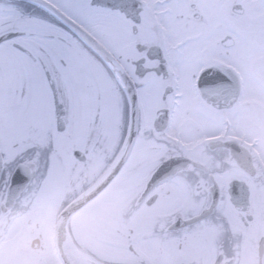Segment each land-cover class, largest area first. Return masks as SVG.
<instances>
[{"label":"snow or ice","instance_id":"obj_1","mask_svg":"<svg viewBox=\"0 0 264 264\" xmlns=\"http://www.w3.org/2000/svg\"><path fill=\"white\" fill-rule=\"evenodd\" d=\"M102 162L73 264H264V0H0V213Z\"/></svg>","mask_w":264,"mask_h":264},{"label":"flooded vegetation","instance_id":"obj_2","mask_svg":"<svg viewBox=\"0 0 264 264\" xmlns=\"http://www.w3.org/2000/svg\"><path fill=\"white\" fill-rule=\"evenodd\" d=\"M105 164L74 173L70 182L50 190L32 204H15L10 212L0 213V264H63L57 243L64 251L66 247L74 248L85 256L84 251L99 240L128 192L125 184H107L99 190L111 175L104 174ZM90 196L56 237L60 215L68 206Z\"/></svg>","mask_w":264,"mask_h":264},{"label":"water","instance_id":"obj_3","mask_svg":"<svg viewBox=\"0 0 264 264\" xmlns=\"http://www.w3.org/2000/svg\"><path fill=\"white\" fill-rule=\"evenodd\" d=\"M109 179V177H108ZM108 180H106L103 185L99 188V190H101L102 188L105 187V184ZM92 196L90 197H87V198H84V199H81L79 200L77 203H75L74 205H71V206H68V208L60 215L59 219H58V223H57V227H56V237L60 234L61 230H62V227L64 225V223L69 219V217L74 214L77 210H79L81 207H83L86 202H88V200L91 198ZM57 251H58V254H59V257L60 259L62 260L63 264H72L66 254H65V251L64 249L62 248V246L57 243Z\"/></svg>","mask_w":264,"mask_h":264},{"label":"bare ground","instance_id":"obj_4","mask_svg":"<svg viewBox=\"0 0 264 264\" xmlns=\"http://www.w3.org/2000/svg\"><path fill=\"white\" fill-rule=\"evenodd\" d=\"M65 252L70 257L72 264L75 260L84 258V256H82L80 253H77V251L74 250V248L66 247Z\"/></svg>","mask_w":264,"mask_h":264},{"label":"rangeland","instance_id":"obj_5","mask_svg":"<svg viewBox=\"0 0 264 264\" xmlns=\"http://www.w3.org/2000/svg\"><path fill=\"white\" fill-rule=\"evenodd\" d=\"M81 252H82V251H81ZM84 252L86 253V251H84ZM82 253H83V252H82ZM85 253H83V254L85 255ZM51 257H52V256H51V255H49V258H50V259H52Z\"/></svg>","mask_w":264,"mask_h":264}]
</instances>
